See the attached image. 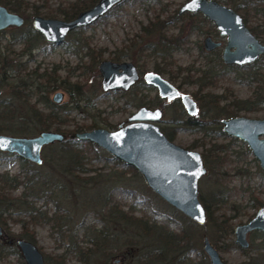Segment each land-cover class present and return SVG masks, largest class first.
<instances>
[{
	"label": "rangeland",
	"instance_id": "1",
	"mask_svg": "<svg viewBox=\"0 0 264 264\" xmlns=\"http://www.w3.org/2000/svg\"><path fill=\"white\" fill-rule=\"evenodd\" d=\"M8 1H21L24 9L18 12L24 17L28 13L30 19H26L25 24L19 27L0 30V97L12 98L14 106L20 109L23 103L13 92L19 77L29 81L28 71L36 68L38 71L46 69L53 71L58 80H63L55 89L63 91L62 103L68 100L67 86L75 85L79 89L77 95L79 106L71 102L66 105L67 120L63 124L65 128H74L78 125L82 127L81 130L96 126L115 129L117 123L125 120L140 104L154 107L164 100L158 94L157 88L145 83L142 77L127 90H103L98 70V64L102 59L131 60L137 65L141 75L147 70L156 71L177 85L181 91L190 94L198 90L196 79L200 73L204 70L215 73V83L205 86L202 92L227 93L228 96L220 100V105L231 103L234 98L237 102L238 99L252 96L258 101L256 108H237L235 105L238 102H235L231 108L233 113L221 114L215 120L205 118L208 122L203 127L181 122L173 129L169 125L170 119L172 116L176 117L174 109H179V103L171 100L164 102L163 116L158 123L166 135L167 131L173 132L171 138L168 135L167 137L179 145L199 150L203 155L207 154L209 149L213 150L210 154H213L216 160L208 162L203 156L208 171L199 178L198 188L199 197L218 189L228 194L225 202L213 206L218 219L227 217L228 222L234 227L237 223L247 221L256 209L264 204V169L259 166L258 159L247 143L237 136L226 133L222 129L221 121L223 117L237 114L264 118L263 58L255 65H227L220 57L221 47L210 52L204 50L202 39L206 34L214 35L222 43L226 38L218 34L210 21H204L201 14L197 15L200 26L192 31L188 30L186 23L188 18L180 17L182 14L177 13V9L185 0H126L116 4L106 15L89 25L72 31L61 43L46 41L34 29L33 9L37 6L50 13L49 15L42 13L43 16L62 18L58 14L59 6L73 0ZM219 1L239 12L249 27L258 26L264 31V0ZM156 16L165 21L163 30L166 34H180L186 38L179 47L164 57L157 55L149 46L151 42H155L160 29L149 31L144 29V26ZM21 32L38 34L26 50L23 41L15 39ZM259 38L264 42L263 36ZM4 56L14 64L5 66ZM55 90L49 93L50 100ZM37 97L38 94H32L30 101H35ZM45 104L46 101L41 99L38 102L44 111ZM186 117L185 110L177 116L180 119ZM195 117L201 119L198 114ZM38 131L27 134H35ZM49 144L43 147V162L39 165L33 164L38 166L39 172L46 171L57 181L54 198L27 195V200L41 210H46L48 215L53 213L58 204L60 217L55 222L56 219L47 221L43 220L42 216L35 215L36 221L31 222L29 215L23 212V207L11 200L21 194L24 186L19 184L13 187L6 181H0V191L10 198L0 204V210H4L2 216L5 218L4 223L0 222V233L5 232L9 239V242H6L0 237L2 243L0 264H26L20 250L12 251L13 240L22 237L24 228L34 233L35 243L45 257L46 254H60L64 264H86L80 258V254L94 248L91 238L102 242L98 231L104 228L108 241H113L115 246L108 256L99 249L92 257L90 256L89 264L106 262L139 264L136 259L139 249L129 242L130 233L134 232L133 228L131 225L126 228L125 221L110 217L107 213V208L115 205L114 203L117 209H122L130 215L153 217L157 223L166 224L175 231L183 226L191 229L193 245L188 251L191 259H199L200 250L204 253L203 234L208 235L213 241L214 226L208 221L203 225L192 224L187 219H181L178 213H172L166 205L160 204L163 208L156 205L161 197L146 185L141 174L102 147L92 143L93 148L87 153L86 162L82 164L84 171L63 172L61 167L52 161L53 149ZM25 167L16 154L0 151V174L4 177L22 175ZM110 189L113 190L112 198L103 205L102 201L108 196L107 191ZM170 207L173 208L171 205ZM104 231H101L102 235H105ZM234 237L235 233L232 231L220 241L222 244L227 243L225 248L219 249L226 264H238L247 260L249 256H264V231H249L247 234L249 245L245 248L234 242ZM71 240L76 241L79 250L71 249ZM144 240L145 243L150 241L148 238ZM206 258L208 260L207 255ZM168 264H175V261L172 260Z\"/></svg>",
	"mask_w": 264,
	"mask_h": 264
},
{
	"label": "water",
	"instance_id": "2",
	"mask_svg": "<svg viewBox=\"0 0 264 264\" xmlns=\"http://www.w3.org/2000/svg\"><path fill=\"white\" fill-rule=\"evenodd\" d=\"M119 2L121 0H96L69 19L34 14L32 25L46 41L61 43L70 31L89 25ZM178 11H201L214 21L219 33L226 35L227 42L221 51V58L226 64L252 63L264 54V42L251 31L242 15L233 7L218 0H185ZM24 22L25 17L21 13L0 3V30L19 27ZM204 42L207 49L219 45L218 41H212L209 36ZM98 70L101 74V87L105 91L127 89L139 76L137 67L131 61L102 59ZM144 77L147 82L157 87L162 96L171 98L180 95L189 113L197 111L193 98L188 93H179L177 87L161 74L147 71ZM62 95L61 91H56L53 99L60 101ZM161 116L160 107L141 105L126 120L118 122L115 129L97 126L73 131L70 136L88 140L123 163L131 165L153 192L190 219L204 224L207 210L199 197L198 188L199 178L207 172L204 159L199 150L184 147L169 139L156 123ZM222 122L226 133L247 143L258 159L259 166L264 169V118L237 114L223 118ZM65 138V133L53 129H41L35 134L0 132V150L41 164L43 147ZM252 230L264 231V204L247 221L234 225V242L240 247H248L247 234ZM16 245L26 264H44V253L34 241L19 237ZM202 249L209 264H226L221 252L206 234L202 237Z\"/></svg>",
	"mask_w": 264,
	"mask_h": 264
},
{
	"label": "trees",
	"instance_id": "3",
	"mask_svg": "<svg viewBox=\"0 0 264 264\" xmlns=\"http://www.w3.org/2000/svg\"><path fill=\"white\" fill-rule=\"evenodd\" d=\"M95 1L96 0L70 1L66 5L59 6L58 14H60L61 17L65 19L72 18L78 11L92 5ZM0 2L13 11L18 12L24 9V4L21 3V1L11 2L8 0H0ZM25 4H27V2ZM33 13H43L45 15L50 14L47 11L41 10L40 7L37 6L34 7ZM26 19H30V15L28 13L25 14V20ZM161 26V22L157 21L155 24L152 22L151 24L149 23L147 26H144V29L149 31L152 29V27L161 28ZM251 29L258 37H264V35L262 34L264 33V31H262V29H260L258 26H251ZM36 36H38V34H27L21 32L15 39L23 41L24 48L26 50L27 47L33 43ZM161 38V36H158L157 42L155 44H151L152 42L150 43V48L155 50L157 55L161 57H164L165 55L171 53L174 48H177L180 45L179 41H174L171 46H166ZM261 58L264 59V54L260 55L259 58L254 62L246 65H255L259 60H261ZM4 62L5 66H11L14 64L11 61H8L6 56H4ZM20 64L21 63H19V65ZM17 71L20 72V69L17 68ZM27 74L30 80L26 81L25 79H23V77H19L18 82L16 83V86L13 90L15 97L19 98L23 103L20 109L14 106L12 98L6 99L0 97V132L27 134L41 129H53L63 132L66 134L65 139L61 141H55L56 143L49 144V146H52L53 149L51 155L52 161L59 165L61 167V171L63 172L75 170L84 171L85 168L82 167V164L86 162L85 160H87V153L91 152L93 144L88 140H81L70 136L71 132L81 130V126L77 125L74 128H65L63 126V124L67 120V112L65 110L67 103L71 102L72 104L79 106L77 97V95L79 94L78 87L75 85L66 87L64 85L68 91V101L66 103H54L49 99V93L52 90L56 89L57 86L62 84L63 80H58V77L54 74L53 71H47L46 69L43 71H38L37 68L32 69L31 71H28ZM215 76V73L204 70L196 79V81L198 82V90H196L194 93L196 94L201 105V111L199 113L201 119L194 120L196 117L190 116L188 117L187 121H185L186 124L203 127V125L208 122L205 121V118H209V120H215L217 116L221 114L223 115L233 113L231 108H233L232 106L236 102L235 98L231 103L220 105V100L226 98L228 96L227 93L218 94L211 91L202 92V89L205 86L207 87L215 83ZM32 94H38V99H35V101L33 102L30 101ZM40 99L46 101V111H44L43 108L39 107L38 102L40 101ZM237 102L238 104H236ZM237 102L235 103V106L237 108L245 109L256 108V105L258 103V101L255 100L252 96L245 99H238ZM172 133L173 132L171 131H167L168 137L171 138L173 135ZM212 151V149H209L208 153L205 154V159L208 162H211L212 159L216 160L215 156L213 154H210ZM21 160L22 164L26 166L25 170L22 172V175L17 174L4 177L2 174H0V181H6L7 184H10L13 187L18 186L19 184H22L24 186V190L21 192V194L18 197L11 198V200H14L19 204V206L23 207V212L29 215L31 222L36 221L34 219L35 215L42 216L43 220L47 221L56 219L55 222H57V219L60 217L58 213V204L53 210V213L48 215L46 210H41V208L36 207L31 201L27 200V195L33 197H40L41 195H43L46 199L54 198L53 193L55 192L54 190L57 187V181H55V179L52 178L51 174H49L48 172H39L37 168L38 166L34 165V162L23 158H21ZM107 192L108 196L105 197V199L102 201L104 203L103 205L109 202V198H112L113 190L110 189ZM9 199L10 198H8L2 191H0V204L8 201ZM97 199L99 200V197H97ZM200 199L207 210L206 222L208 221L209 224L214 226V236L212 241L213 244L215 245V247H217V249L225 248L227 243L223 241L224 243L222 244L220 243V241L225 235L233 231V227L232 224L228 222L227 217L218 219L215 216L213 206L225 202L228 199V194L223 193L218 189L211 192L209 191V193L206 194H201ZM114 204L115 205H111L112 207L109 206L107 208V213L110 215V217L114 216L117 219H122L123 221H125L127 223L126 228H128V226L130 225L133 228L134 232L130 233L131 236L129 242H131V245H134L137 249H139V252H137L136 254V259L139 264H168V262H172V260L175 261V264H209V261L206 258V254H204L201 250L199 251V259H191L189 257L188 251L189 248H191V246L193 245V231H191V229L185 228L183 226L178 231H175L172 228H169L166 224L157 223V221L153 217L146 218L144 216H133L123 211L122 209H117L116 203ZM155 204L159 207H162V205H166L168 209H171L172 213H178V216L181 219H187L192 224H199L184 215L176 208H171L170 205L167 202L163 201V199L161 198L160 201L156 202ZM3 211V209L0 210L1 223H4L5 220V218L2 216ZM101 231H104V228H101L98 231V236L103 245L94 240V238H91L90 241L93 243L94 248L83 251L80 254V258L84 260L86 264H89L90 256L92 257V254H95L99 249L106 252L107 256L112 253V247L115 246V244L112 243L113 241H108L105 231V235H102ZM22 237L31 239L35 242L34 233L25 228L22 232ZM144 238H148V240L150 241H148V243H145ZM16 239L13 240L12 251L18 252L19 248L16 245ZM71 241V249L79 250V248H77L76 241ZM0 245H2L1 242ZM104 246L105 249H103ZM46 256L47 257H45L44 264H64V259L60 256V254H46ZM105 264L108 263L106 262ZM238 264H264V256H249L247 260H243Z\"/></svg>",
	"mask_w": 264,
	"mask_h": 264
},
{
	"label": "flooded vegetation",
	"instance_id": "4",
	"mask_svg": "<svg viewBox=\"0 0 264 264\" xmlns=\"http://www.w3.org/2000/svg\"><path fill=\"white\" fill-rule=\"evenodd\" d=\"M124 1H126V0H121V2H119V4L120 3H123ZM219 1V0H218ZM109 12V11H108ZM107 12V13H108ZM106 13V14H107ZM177 13L178 14H182V15H180V17H182V16H186L188 19L186 20V23H187V28H188V30H190V31H192V29L194 30V29H196V28H198V26H200V23H199V20L197 19V15L198 14H201V16H202V18H203V20L204 21H210V23L211 24H213L214 25V27H215V29L217 30V32H218V34L219 35H222V34H220L219 33V31H218V29H217V27H216V24L214 23V21L212 20V19H210L207 15H205V14H203L201 11H182V12H179L178 11V9H177ZM106 14H104V15H106ZM103 15V16H104ZM102 17V16H101ZM243 17V16H242ZM243 20H244V18H243ZM157 21H160L161 22V24H162V26H161V28H153L152 27V30H155V29H160V33H159V35L158 36H161L162 38H161V40L162 41H164V44L166 45V46H171V44L174 42V41H179L180 42V44L186 39L185 37H183L182 35H180V34H174V33H170V34H166V32L163 30V27H164V20L163 19H159V17L158 16H156L155 17V19L154 20H152L151 22H150V24L153 22L154 24L157 22ZM245 22V21H244ZM246 24V23H245ZM247 25V24H246ZM248 26V25H247ZM83 27V26H82ZM249 27V26H248ZM77 28H79V27H77ZM77 28H75V29H77ZM81 28V27H80ZM250 29H251V27H249ZM35 29V28H34ZM74 29V30H75ZM36 30V29H35ZM73 31V30H72ZM72 31H70L69 33H71ZM189 31V32H190ZM251 31H252V29H251ZM38 32V31H37ZM253 32V31H252ZM39 33V32H38ZM68 33V34H69ZM254 33V32H253ZM39 34H41V33H39ZM67 34V35H68ZM42 35V34H41ZM66 35V36H67ZM207 36H209L210 38H211V40L212 41H218L219 42V45L218 46H216L215 48H213V49H207L206 47H205V38L207 37ZM225 36V38H226V35H224ZM44 38V37H43ZM157 42V37H156V40H155V42H152L151 44H155ZM226 42H227V39H225V42L224 43H222V41L221 40H219V39H216L215 37H214V35H211V34H206L204 37H203V39H202V47H203V49L204 50H206V51H208V52H210V51H213V50H216V49H218V48H220L221 47V51H222V49H223V47L225 46V44H226ZM50 43H52V42H50ZM150 46V45H149ZM151 47V46H150ZM221 51H220V57H221ZM222 59V58H221ZM114 61H116V60H114ZM123 61H131V60H123ZM223 61V60H222ZM118 62H121V61H118ZM131 62H133V61H131ZM134 63V62H133ZM225 63V62H224ZM135 64V63H134ZM226 64V63H225ZM249 64V63H248ZM227 65H237V64H227ZM243 65H245V64H243ZM135 66L137 67V65L135 64ZM137 70H138V78L134 81V83L131 85V86H133L136 82H138V80L140 79V77H142V79L145 81V83H147V84H149V85H152V86H154L153 84H151V83H149V82H147L146 81V79H145V77H144V74L147 72V71H153V70H147V71H145L142 75H141V73H140V71H139V69H138V67H137ZM154 72H156V71H154ZM158 73V72H157ZM160 74V73H159ZM162 76V75H161ZM163 77V76H162ZM165 78V77H164ZM166 79V78H165ZM166 80H168V79H166ZM169 81V80H168ZM169 82H171V81H169ZM172 83V82H171ZM173 84V83H172ZM175 87H177V89H178V91H179V93H188V92H184V91H181L180 89H179V87L177 86V85H175V84H173ZM130 86V87H131ZM129 87V88H130ZM154 87H156V86H154ZM129 88H127V89H129ZM157 88V87H156ZM118 89H121V90H127V89H123V88H118ZM55 90V89H54ZM56 91H61L62 93H63V91L62 90H55L54 91V93L52 94V96H51V101L52 102H54V103H62L63 102V95H62V98H61V100L60 101H55L54 99H53V95L55 94V92ZM157 92H158V89H157ZM158 94L163 98V100L164 101H162V102H159L158 103V105H156V106H154V107H150V106H148V105H146V104H140L139 106H141V105H146V106H148V107H150V108H155V107H160L161 109H162V116H163V112H164V108H163V105H164V102H168V101H171V100H174L175 102H178L179 103V109L178 108H176V110L174 109V114L176 113V117L174 118L173 116L171 117V119H170V126H171V128H173V129H175L181 122H183V123H185V121H187V119H188V117H190V116H195V115H199V113H200V102H199V100H198V98H197V96H196V94L193 92V94H190V93H188L189 94V96L191 97V98H193V100L195 101V103H196V108H197V111L195 112V113H189L188 111H187V109H186V107H185V105L183 104V102L181 101V97H180V95H177V96H174V97H171V98H168L167 96H162L159 92H158ZM69 97V96H68ZM68 101V100H67ZM138 106V107H139ZM137 107V108H138ZM136 108V109H137ZM183 108H184V110L186 111V113H187V117L186 118H183V119H180V118H177V116L179 115V114H181L182 112H184V110H183ZM132 113V112H131ZM130 115V114H129ZM162 116H161V118L158 120V121H160L161 119H162ZM200 116V115H199ZM229 116H231V115H229ZM229 116H227V117H229ZM223 118H226V117H223ZM222 118V119H223ZM197 119H200V118H195L194 120H197ZM222 119H221V121H222ZM126 120V119H125ZM158 121H156V123L159 125V123H158ZM223 123V122H222ZM160 126V125H159ZM223 126V125H222ZM97 127V126H96ZM223 129V128H222ZM202 154V153H201ZM205 157V155H203L202 154V157ZM204 157H203V159H204ZM204 163H205V159H204ZM205 165H206V163H205ZM206 168H207V166H206ZM207 171H208V168H207ZM207 173V172H206ZM205 173V174H206ZM204 174V175H205ZM0 237L2 238V239H4V241H8L9 242V239L7 238V235H6V233L4 232V233H0ZM11 241V240H10Z\"/></svg>",
	"mask_w": 264,
	"mask_h": 264
}]
</instances>
